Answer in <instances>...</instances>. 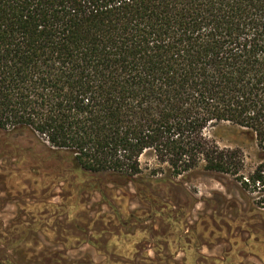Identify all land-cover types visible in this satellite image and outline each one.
Here are the masks:
<instances>
[{
	"label": "trees",
	"instance_id": "obj_1",
	"mask_svg": "<svg viewBox=\"0 0 264 264\" xmlns=\"http://www.w3.org/2000/svg\"><path fill=\"white\" fill-rule=\"evenodd\" d=\"M146 152L151 176L264 189V0H0V159L22 161L9 174L126 187Z\"/></svg>",
	"mask_w": 264,
	"mask_h": 264
},
{
	"label": "rangeland",
	"instance_id": "obj_2",
	"mask_svg": "<svg viewBox=\"0 0 264 264\" xmlns=\"http://www.w3.org/2000/svg\"><path fill=\"white\" fill-rule=\"evenodd\" d=\"M227 129L218 132L220 146L235 141ZM242 145L247 173L257 159L250 144ZM139 161L142 174L126 187L106 174L78 179L66 173L60 177L68 183L44 175L49 185L39 186L9 174L21 160L1 158L0 264H100L119 259L112 236L136 231L144 239L125 264H184L182 252L173 259L159 237L171 227L185 231L187 243L195 238L197 264H264L257 260H264V189L251 192L232 176L200 171L151 176L152 155Z\"/></svg>",
	"mask_w": 264,
	"mask_h": 264
},
{
	"label": "crops",
	"instance_id": "obj_3",
	"mask_svg": "<svg viewBox=\"0 0 264 264\" xmlns=\"http://www.w3.org/2000/svg\"><path fill=\"white\" fill-rule=\"evenodd\" d=\"M156 212H154L155 214ZM171 226L172 223H171ZM185 231H180V233H177L175 231H172V227L170 229V231H168V236L166 235H160L159 237H164V241L167 244V250L169 252L170 255H172V258L174 259L175 254L177 253V251L182 252L183 254V262L184 264H197L196 260H197V256L199 254V251L196 249V246L198 245L196 242H194L193 240L195 239L194 237H189L191 239H189V243H187V239L183 238V235H185ZM191 236V235H189ZM142 236L140 235V233L138 231L134 232L133 234H122L120 237H118L117 235L112 236V241L115 243L114 245L116 246V249H119L120 252L115 251L114 255L116 257H121V259L119 260L120 263H122V254L124 253L122 251V247L123 244H125L124 248H129L131 249L133 244L132 242L134 241L135 243L139 241V238H141ZM134 243V245H135ZM108 260V262H110L109 264H116L115 261H118L117 259H105ZM257 260L259 263H263V257L258 256ZM124 262V261H123Z\"/></svg>",
	"mask_w": 264,
	"mask_h": 264
},
{
	"label": "flooded vegetation",
	"instance_id": "obj_4",
	"mask_svg": "<svg viewBox=\"0 0 264 264\" xmlns=\"http://www.w3.org/2000/svg\"><path fill=\"white\" fill-rule=\"evenodd\" d=\"M144 238L143 237H141V238H139V241L138 242H132V244H133V246H132V248L131 249H126L127 251L126 252H124L123 254H122V256H123V258H122V260H131L132 258H133V256H134V254L136 253V245L138 244V243H140L142 240H143ZM134 243H135V245H134ZM116 251H118V252H120V250L119 249H117ZM121 259V257H119V259H117L118 261H115L116 262V264H125L123 261H121L122 263H120L119 262V260ZM110 262H108V260H104L102 263H100V264H109ZM128 264V263H127Z\"/></svg>",
	"mask_w": 264,
	"mask_h": 264
}]
</instances>
